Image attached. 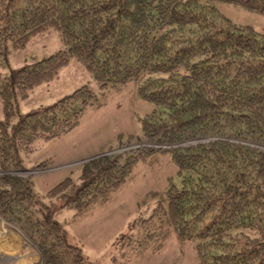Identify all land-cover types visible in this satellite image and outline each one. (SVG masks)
<instances>
[{
    "label": "trees",
    "instance_id": "trees-1",
    "mask_svg": "<svg viewBox=\"0 0 264 264\" xmlns=\"http://www.w3.org/2000/svg\"><path fill=\"white\" fill-rule=\"evenodd\" d=\"M217 2L264 15V0H0V66L8 42L22 48L54 31L64 44L0 74V216L38 247L42 264H92L57 216L85 218L135 178L137 165L154 167L162 155L180 184L136 220L144 231L136 241L152 242L156 254L174 236L194 242L197 264H264V35L224 17ZM73 59L100 92L84 85L21 114L18 100ZM130 82L157 108L141 121L147 146L88 161L42 196L32 179L11 175L36 141L67 134L109 88Z\"/></svg>",
    "mask_w": 264,
    "mask_h": 264
},
{
    "label": "rangeland",
    "instance_id": "rangeland-1",
    "mask_svg": "<svg viewBox=\"0 0 264 264\" xmlns=\"http://www.w3.org/2000/svg\"><path fill=\"white\" fill-rule=\"evenodd\" d=\"M215 6L236 25L252 26L264 35V15L223 2H217ZM7 49V61L0 66L3 77L11 70L32 66L61 51L64 44L52 31L34 37L22 48L15 49L8 42ZM84 85L95 93L101 90L92 74L73 59L57 78L36 87L27 99L18 100V110L25 114L32 109L55 104ZM101 99L103 105L87 108L79 125L67 134L52 140L36 141L33 151L24 158L23 167L11 175L32 179L37 193L42 196L72 173H77L88 161L107 155H123L147 146L138 141L142 136L141 121L157 108L139 95L138 87L132 82L119 88L111 87ZM2 120L4 113L0 102ZM44 163H48L46 167H39ZM171 183L180 184L177 167L167 155H162L154 167L143 163L137 165L135 178L117 191L108 204L93 208L78 221H70L73 210L63 211L57 219L65 223L70 243L80 246L92 264L123 261L126 264H197L194 242L180 245L174 236L165 249L156 254L149 248L152 242L136 241L144 233L136 225V220L151 214L163 201L166 188ZM146 247L148 250L141 252ZM42 260L38 247L17 226L0 216V264H42Z\"/></svg>",
    "mask_w": 264,
    "mask_h": 264
}]
</instances>
